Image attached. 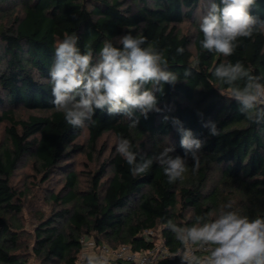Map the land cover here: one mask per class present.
Returning <instances> with one entry per match:
<instances>
[{
	"label": "trees",
	"instance_id": "trees-1",
	"mask_svg": "<svg viewBox=\"0 0 264 264\" xmlns=\"http://www.w3.org/2000/svg\"><path fill=\"white\" fill-rule=\"evenodd\" d=\"M201 1L0 0V123H7L9 142L0 144V264H78L85 249L83 237L96 248L127 244L145 250L156 242L147 231L159 227L165 243L176 252L181 245L163 225L172 220L191 226L195 216L216 213L228 200L249 218L264 216V123L247 121L227 91L219 93L221 85L212 75L214 67L226 60L243 63L253 75H264V35L241 38L227 58L202 49ZM253 14L264 19V0H257ZM186 21L195 24L193 36L180 32ZM65 32L78 35L81 51L91 45L97 52L105 40L119 47L117 37L142 34L164 52L170 70L184 79V70L190 68L192 75L174 87L165 85L164 94H157L164 111L149 113L147 119L136 113L137 128H130L125 117L100 110L84 128H74L54 109L49 76L54 46ZM178 47L184 48L183 54L176 53ZM18 107L41 113L18 117ZM165 115L178 118L204 141L198 171H192L188 158L182 181L168 183L157 163L133 176L113 146L111 154L88 172L87 188L79 189V172L64 163L80 150L76 141L85 128L90 157L106 133L129 139L138 161L162 151L168 138L174 155L183 157L181 137L171 120L164 122ZM207 121L217 123L218 136L208 135L203 126ZM26 156L32 158L42 182L59 170L65 173L63 189L50 194L60 207L40 216L30 233L21 220L18 198L24 193H18L11 181ZM216 167L222 187L211 188Z\"/></svg>",
	"mask_w": 264,
	"mask_h": 264
},
{
	"label": "clouds",
	"instance_id": "clouds-1",
	"mask_svg": "<svg viewBox=\"0 0 264 264\" xmlns=\"http://www.w3.org/2000/svg\"><path fill=\"white\" fill-rule=\"evenodd\" d=\"M256 4L257 0H208L198 24L202 49L227 58L240 46L241 38H251L254 33L264 35V19L253 14ZM78 42V35L68 32L57 40L49 72L54 109L74 128H84L86 121L92 122L97 110L125 117L130 128H137L140 118L136 113L147 119L149 113L164 111L159 107L157 94H164L165 85L174 87L192 75L190 68L184 70V79L170 70L164 52L142 34L117 37L119 47L105 40L98 52L91 45L81 51ZM183 52V47L176 49L177 54ZM212 75L221 85L219 93L225 95L227 91L247 121L264 123V75H253L243 63L227 60L215 66ZM163 120H171L180 135L183 157L174 155L175 147L170 145L138 161L132 142L122 136L117 138L116 152L130 166L133 176L146 173L157 163L172 184L184 179L188 158L193 161L192 171H198L204 141L178 118L165 115ZM203 126L211 137L220 134L215 121ZM234 204L228 200L216 213L195 216L191 226L172 220L163 225L181 245L175 253L180 264H264V216L249 218ZM83 259L85 264H109L106 255L95 252H85Z\"/></svg>",
	"mask_w": 264,
	"mask_h": 264
},
{
	"label": "rangeland",
	"instance_id": "rangeland-1",
	"mask_svg": "<svg viewBox=\"0 0 264 264\" xmlns=\"http://www.w3.org/2000/svg\"><path fill=\"white\" fill-rule=\"evenodd\" d=\"M199 11V18L204 15L208 7V0L201 1ZM180 32L183 34L194 35L195 33V24L190 21H186L179 26ZM192 49L194 46L192 45ZM2 107H0L1 112ZM31 113H41L36 110H28L24 107H18L16 109V115L18 117L26 118ZM6 122L0 123V144H8L6 136ZM78 145H81L80 150H77L73 156L66 161L65 166L79 172V189L83 190L87 188L88 183V172L94 170L97 165L104 161L106 157L111 154V149L113 146L116 147L117 139L111 133L104 134L96 143L95 148L93 149V156L90 157L88 151L89 148V132L85 128L80 138L76 141ZM171 139H165L163 144L165 146H170ZM32 158L26 156L19 168L15 171L12 177V185L21 194L19 201L23 207L21 220L24 223L25 229L27 232H31L34 225L37 224L40 216L47 215L51 213L54 209L60 207V205H54L53 201L50 198L52 192H58L64 187L65 183V173L63 170H59L57 173H54L48 181L42 182L41 174L35 172L32 167ZM111 168H109L110 170ZM220 169L216 167L213 176L211 177V188L217 185L216 187H222L221 178H220ZM225 193V191H224ZM226 196V194H224ZM190 212L187 216H190ZM160 227L157 230H154L153 237H156V242L161 240L162 234L160 232ZM29 232V233H30ZM91 241V239H90ZM85 252H95L100 254V248H96L93 244H90L85 247V249L79 255L78 264H84L83 259ZM114 261H112V264Z\"/></svg>",
	"mask_w": 264,
	"mask_h": 264
},
{
	"label": "built area",
	"instance_id": "built-area-1",
	"mask_svg": "<svg viewBox=\"0 0 264 264\" xmlns=\"http://www.w3.org/2000/svg\"><path fill=\"white\" fill-rule=\"evenodd\" d=\"M152 236L154 230H148ZM85 243V247L92 244L86 238L81 239ZM169 246L165 243L164 238L155 242V245L145 250H134L131 245H119L111 247L108 244H103L100 247V254L106 255L109 258V264L115 260H122L128 264H180L179 257L175 255ZM199 255H206V252H198ZM85 264V263H84Z\"/></svg>",
	"mask_w": 264,
	"mask_h": 264
}]
</instances>
